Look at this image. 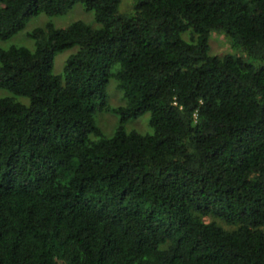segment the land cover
Segmentation results:
<instances>
[{"label":"trees","instance_id":"trees-1","mask_svg":"<svg viewBox=\"0 0 264 264\" xmlns=\"http://www.w3.org/2000/svg\"><path fill=\"white\" fill-rule=\"evenodd\" d=\"M79 3L0 47V264H264V0H0V40Z\"/></svg>","mask_w":264,"mask_h":264},{"label":"rangeland","instance_id":"rangeland-1","mask_svg":"<svg viewBox=\"0 0 264 264\" xmlns=\"http://www.w3.org/2000/svg\"><path fill=\"white\" fill-rule=\"evenodd\" d=\"M136 0H122L120 11L125 13L133 12ZM49 20H52L57 27H66L71 22L76 20H84L87 23L98 26L95 21L93 12L88 11L81 3L76 4L67 13L50 18L45 13H39L29 18L24 30L14 35L7 40H0V47L8 48L11 45L26 46L28 48H35V40L28 33L34 28L44 26ZM211 53L215 55H225L228 53H238L235 50L227 36L223 33L212 32L210 37ZM77 50V47L66 49L58 53L54 60L53 70L55 73H62L69 56ZM6 91L0 89V95H4ZM107 93L109 95V103L112 106H119L125 104L123 92L117 87L115 79H111L107 85ZM27 100L26 98H24ZM150 112H146L138 118L130 119L125 124L127 131H137L140 133H152L153 128L150 125ZM96 122L101 127L105 135L111 136L119 124V116L106 111L105 109L98 110L96 113Z\"/></svg>","mask_w":264,"mask_h":264}]
</instances>
